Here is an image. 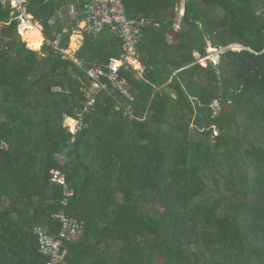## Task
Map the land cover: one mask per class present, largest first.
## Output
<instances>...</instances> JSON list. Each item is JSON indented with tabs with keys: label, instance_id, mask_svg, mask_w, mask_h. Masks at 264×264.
I'll use <instances>...</instances> for the list:
<instances>
[{
	"label": "trees",
	"instance_id": "trees-1",
	"mask_svg": "<svg viewBox=\"0 0 264 264\" xmlns=\"http://www.w3.org/2000/svg\"><path fill=\"white\" fill-rule=\"evenodd\" d=\"M72 1L29 2L45 56L0 7V264H47L35 230L57 236L64 211L85 226L69 264H264V0H187L174 43L179 0H123L128 18L150 20L146 73L122 69L135 102L102 93L74 143L64 122L84 111L86 74L51 45ZM210 48L226 50L204 67ZM122 52L107 27L77 58ZM54 170L75 192L66 209Z\"/></svg>",
	"mask_w": 264,
	"mask_h": 264
},
{
	"label": "built area",
	"instance_id": "built-area-1",
	"mask_svg": "<svg viewBox=\"0 0 264 264\" xmlns=\"http://www.w3.org/2000/svg\"><path fill=\"white\" fill-rule=\"evenodd\" d=\"M77 1L83 6L84 11L79 13L76 7L72 11V20L77 21V25L73 26L74 30L71 37L72 48L69 50L59 49L67 58L73 60L85 71L88 82L84 93V111L78 113L75 118L65 117L64 127L73 135L72 142H75L76 135L86 127L84 114L94 108L102 93L115 92L131 103L135 102V97L131 92V85L126 79L121 77V70L125 69L135 73V77L139 80L144 78L147 67L142 62L138 46L150 23V20L147 18H128L123 0ZM28 3V0H0V7L3 9L10 7L16 11L13 13H18L17 18L21 21V33L22 29L26 26L32 25L31 20H33V17L28 14ZM81 16H83L82 20ZM50 24L54 25L55 21H50ZM106 27H110L122 42L123 52L121 56L111 59L106 65L91 67L75 59L74 56L84 44V35L99 34ZM60 39L61 35L59 34L55 42L57 48L59 47ZM231 49L238 50L236 47H232ZM215 50L217 51V55L210 61L214 65H218L220 55L226 49ZM203 60L201 59L199 62L202 66L206 67L207 64L204 65L201 62ZM124 116L129 120H139L134 114L132 104L125 109ZM51 181L64 188L65 198L62 204L64 209H66L70 204L69 199L75 195L74 190L67 182L66 175L60 170H54L52 171ZM55 218L62 226L57 236H53L43 227L36 228L35 234L38 240V250L41 255L48 259L47 264H69L68 244L78 241L83 236L85 226L83 222L69 217L65 211L57 214Z\"/></svg>",
	"mask_w": 264,
	"mask_h": 264
},
{
	"label": "crops",
	"instance_id": "crops-1",
	"mask_svg": "<svg viewBox=\"0 0 264 264\" xmlns=\"http://www.w3.org/2000/svg\"><path fill=\"white\" fill-rule=\"evenodd\" d=\"M187 0H179V3L177 5V13H176V19H175V24H174V30H172V33L169 34L170 36V42L174 43V41L176 40V34L178 32H180V28H181V24H182V20H183V17H184V14H185V4H186ZM74 4V0L72 2H68L67 4L63 5L57 12L56 14L54 15L53 18H55L57 20V22H60L63 26L67 25V24H70L72 22V11H73V6ZM179 17V19H178ZM178 19V20H177ZM51 20V19H50ZM39 23V22H38ZM0 27H1V23H0ZM179 27V28H177ZM40 28V31L42 33V36L44 37V41H43V44L42 46L36 50L35 48H33V46L31 47L30 46V43L25 39V36L20 33L19 31V28H18V35L20 36V39L24 42V43H27V48L29 49H32L33 50H36L38 53H40L42 56H45V54H42V52H40V50L43 48L44 44L46 43V38H45V35H44V30L43 28L39 27ZM66 34H69V42H68V46L66 48H63L61 46L62 42H63V38H64V35ZM61 39H60V42H59V47L57 48L55 46V42L57 41V37L55 39V41L51 42V45L55 48V50L59 51L61 54H63V57L67 60H71L69 58H67L64 53H62L60 50H69L70 48H72V41H71V37H72V34L71 33H68L66 32L64 34ZM173 35V36H172ZM86 38V37H85ZM85 38H84V43H85ZM29 43V45H28ZM84 46V44H83ZM82 46V48H83ZM81 48V49H82ZM60 49V50H59ZM81 49L77 52V54L74 56L75 59L78 60L77 58V55L79 54V52L81 51ZM121 56V55H120ZM119 58V57H118ZM113 59V58H112ZM73 61V60H71ZM80 62V60H78ZM74 62V61H73ZM75 63V62H74ZM77 64V63H76ZM78 65V64H77ZM85 83L88 84L87 82V79L85 78L84 80ZM84 83V84H85Z\"/></svg>",
	"mask_w": 264,
	"mask_h": 264
},
{
	"label": "bare ground",
	"instance_id": "bare-ground-1",
	"mask_svg": "<svg viewBox=\"0 0 264 264\" xmlns=\"http://www.w3.org/2000/svg\"><path fill=\"white\" fill-rule=\"evenodd\" d=\"M29 2H30V0H28ZM28 6H29V3H28ZM73 6L74 7H76V10H77V12H83L84 11V8H83V6H81L79 3H78V1H76L74 4H73ZM7 9H10V11H11V15H12V17L13 18H17L18 17V13H13V12H16L15 10H13L12 8H7ZM28 14L30 15V16H32L30 13H29V11H28ZM33 17V16H32ZM82 18H83V16H81V20H82ZM18 19V18H17ZM80 20V21H81ZM20 21V20H19ZM31 22H32V25H29V26H26L24 29H22V34L25 36V39L30 43V46L32 47L33 46V48H35L36 50H38L41 46H42V44H43V41H44V37L42 36V33H41V31H40V28L39 27H41V28H43L41 25H39L38 23H35L34 22V17H33V20H31ZM74 23V24H73ZM20 25H21V21H20ZM75 25H77V21L75 22V21H73L72 20V22L70 23V24H67V25H65V26H63L64 27V30L63 31H61V32H57V33H55V37H58V35L60 34L61 35V37L66 33V32H68V33H73V26H75ZM107 28V27H106ZM106 28H104V29H106ZM103 29V30H104ZM111 29V28H110ZM112 30V29H111ZM19 31H20V26H19ZM101 32H103V31H101ZM100 32V33H101ZM113 32V31H112ZM21 33V32H20ZM99 33V34H100ZM114 33V32H113ZM115 34V33H114ZM88 35H98V34H85L84 35V38L86 37V36H88ZM117 37V36H116ZM118 38V37H117ZM119 39V38H118ZM29 43H28V45H29ZM27 44V43H26ZM33 48L31 49V50H33ZM34 51V50H33ZM37 52V51H36ZM40 52H42L41 50H40ZM69 123H71V122H69ZM74 143V142H73Z\"/></svg>",
	"mask_w": 264,
	"mask_h": 264
},
{
	"label": "rangeland",
	"instance_id": "rangeland-1",
	"mask_svg": "<svg viewBox=\"0 0 264 264\" xmlns=\"http://www.w3.org/2000/svg\"><path fill=\"white\" fill-rule=\"evenodd\" d=\"M11 16H12V15H11ZM178 19H179V17H178ZM178 19H177V20H178ZM34 22L37 23L36 20H35V17H34ZM43 30H44V29H43ZM212 49H213V48H212ZM236 49H238V50H236V51H240V49H239L238 46H236ZM217 50L220 51V49H217ZM34 51H36V50H34ZM41 51H42V49H41ZM216 55H217V51H216L215 49H213V50L209 49V56H208L206 59H204L203 61H201V62H203V64L206 65V64L208 63V60H212V59H214V58L216 57ZM213 107L218 111L219 104L215 103ZM194 130H195V127L193 128V131H194ZM215 134H217V133H215ZM215 134H214V135H215Z\"/></svg>",
	"mask_w": 264,
	"mask_h": 264
},
{
	"label": "clouds",
	"instance_id": "clouds-1",
	"mask_svg": "<svg viewBox=\"0 0 264 264\" xmlns=\"http://www.w3.org/2000/svg\"><path fill=\"white\" fill-rule=\"evenodd\" d=\"M232 47H236V46H232ZM232 47H230V48H232ZM240 48V50H242V48L241 47H239ZM211 49V48H210ZM234 51H236V50H234ZM206 59V58H205ZM210 61V60H209Z\"/></svg>",
	"mask_w": 264,
	"mask_h": 264
}]
</instances>
